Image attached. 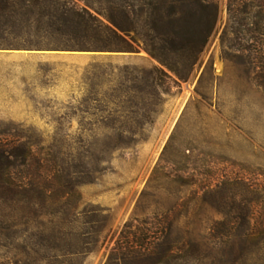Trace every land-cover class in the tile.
Masks as SVG:
<instances>
[{"label": "rangeland", "instance_id": "rangeland-1", "mask_svg": "<svg viewBox=\"0 0 264 264\" xmlns=\"http://www.w3.org/2000/svg\"><path fill=\"white\" fill-rule=\"evenodd\" d=\"M9 1L30 26L0 46V147L28 164L12 176L25 207L0 209V264H264V0H215L207 44L175 71L137 30L109 41L111 0ZM64 1L108 47L60 45L78 19ZM126 223L165 238L109 260Z\"/></svg>", "mask_w": 264, "mask_h": 264}, {"label": "trees", "instance_id": "trees-1", "mask_svg": "<svg viewBox=\"0 0 264 264\" xmlns=\"http://www.w3.org/2000/svg\"><path fill=\"white\" fill-rule=\"evenodd\" d=\"M111 2L121 14L122 19L119 20L114 15L104 14L109 22L106 24L102 22V24L106 27L109 41H120L131 45L123 33L131 35V31L137 30V35H131L132 40L138 43L142 42L153 57L172 71L175 70L171 64L196 63L212 34L217 18L215 0H133V2L111 0ZM136 5L141 8L144 27L148 29L146 32L138 31L137 24L140 17L136 18L134 8ZM22 7V3L0 0V31H7L14 39L9 44L0 43V46L22 45L16 39L24 37L23 29L30 26L29 20L21 13ZM62 8L65 12H72L78 17L77 20L65 18L61 21L62 28L59 37L62 39L60 40L62 47L81 50H89L90 47H108L104 44L105 40L101 34L88 31V21L85 16L88 15L94 20H99L89 10L69 1L66 3L64 1ZM125 23L129 26L124 25ZM69 24L75 26V31L72 33L64 31V27ZM242 39L247 41L249 38L243 36ZM64 41H75V44H67L68 42ZM94 44L96 46H91ZM156 72L164 73L158 69ZM259 77L264 83V69L260 72ZM27 164V154L18 155L11 148L0 147V209L5 205H15L19 209L25 207L26 197L19 193H22L21 190L25 188L26 184L15 181L12 176L16 167H26ZM165 233V228L154 236L144 231L139 233L132 230L131 223H126L109 260L118 254L150 256L165 238ZM80 253L81 250H74L70 252V256Z\"/></svg>", "mask_w": 264, "mask_h": 264}]
</instances>
